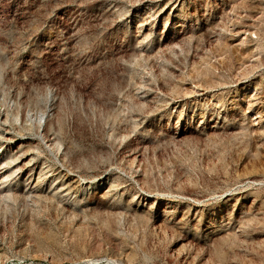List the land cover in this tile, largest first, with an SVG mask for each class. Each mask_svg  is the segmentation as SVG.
Masks as SVG:
<instances>
[{"label":"rangeland","instance_id":"obj_1","mask_svg":"<svg viewBox=\"0 0 264 264\" xmlns=\"http://www.w3.org/2000/svg\"><path fill=\"white\" fill-rule=\"evenodd\" d=\"M0 264H264V0H0Z\"/></svg>","mask_w":264,"mask_h":264},{"label":"bare ground","instance_id":"obj_2","mask_svg":"<svg viewBox=\"0 0 264 264\" xmlns=\"http://www.w3.org/2000/svg\"><path fill=\"white\" fill-rule=\"evenodd\" d=\"M248 26H250V25H247V27H248ZM251 26H252V25H251ZM245 31H250V30H247V29H246ZM244 33H245V32H244Z\"/></svg>","mask_w":264,"mask_h":264}]
</instances>
